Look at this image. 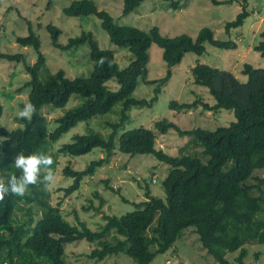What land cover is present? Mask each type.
<instances>
[{
    "label": "trees",
    "instance_id": "16d2710c",
    "mask_svg": "<svg viewBox=\"0 0 264 264\" xmlns=\"http://www.w3.org/2000/svg\"><path fill=\"white\" fill-rule=\"evenodd\" d=\"M143 1L123 0L121 14L128 15ZM164 1H168L172 10H178L184 2ZM241 1V11L224 24L228 34L240 27L249 15L247 0ZM211 2L213 5L223 3L221 0ZM62 13L69 17L94 15L100 19V26L110 42L130 52L129 62L120 68L113 52L101 49L90 31H82L61 44L58 41L60 29L47 24L52 47L65 51L87 44L92 69L88 77L70 78L63 69H58L41 79L46 58L40 51L39 36L28 22V34L16 37V42L32 47L36 59L33 63H24L29 79L18 90L30 88L27 100L36 106L37 112L31 121L18 118L19 127L2 131L0 176L20 174L14 168V158L21 151L52 155L54 169L58 154L80 156L100 148L103 156L92 159L83 169H74L70 164L63 167L64 176L71 178V183L63 188L68 195L80 188L84 177L109 163L115 153L116 131L129 119L130 109L152 105L159 88L171 77V68L185 53L202 55L206 43L220 49H233L237 44L231 38L216 39L207 26L200 28L195 37L187 34L166 37L157 26L143 30L119 25L107 11L98 9L93 0H73L62 8ZM260 36L262 40L253 49L264 56V27ZM152 44L162 49L167 70L161 78L149 80L146 76ZM101 58H105L104 64L99 63ZM0 59L20 62L23 55L0 51ZM190 73L194 84L207 89L214 99L213 104L197 95L192 101L172 100L169 108L176 111L197 107L214 112L231 110L233 121L214 130L182 129L165 118L154 121L153 126L160 133L172 129L179 136L190 138V143L182 145L174 156L155 148V134L143 126L124 131L118 138V151L129 156L151 154L169 166L161 182L165 198L152 195L145 182V201L131 202L133 209L121 215H103L104 223L93 231L81 221L71 224L58 207L50 203V192L41 183L30 186L23 197L7 195L0 201V264H67L65 246L82 239L94 244L88 254L90 258L101 260L123 253L137 264H149L156 255L173 248L188 228L197 234L201 247L216 264H250L244 261L248 253L245 245H264V67L244 63L241 73L246 75L245 81L229 71L201 62L191 66ZM139 78L147 84H157L150 100L133 95ZM111 79L118 85L115 90L106 85ZM72 96L79 99L78 103L56 117L52 129L48 127L43 108H63ZM117 103L121 105L120 116L117 121L108 123L111 131L106 137L87 125L85 133L72 136V141L60 146L56 154L49 152L52 143L78 122L105 115ZM1 113L0 105V116ZM197 147L199 152L194 151ZM256 171L263 176L255 174ZM100 200L97 210L103 202ZM17 212H21L22 218ZM230 253L236 255L229 259Z\"/></svg>",
    "mask_w": 264,
    "mask_h": 264
},
{
    "label": "rangeland",
    "instance_id": "374dc122",
    "mask_svg": "<svg viewBox=\"0 0 264 264\" xmlns=\"http://www.w3.org/2000/svg\"><path fill=\"white\" fill-rule=\"evenodd\" d=\"M71 1L73 0H0V51L23 55L20 62L0 59V105L2 106L0 139L3 130H11L21 125L17 113L30 91L29 87L21 90L18 88L29 79L24 63H33L36 52L32 47H24L16 42V37L28 34V22L35 34L39 36L40 51L46 58V66L40 72L41 79L58 69H63L66 76L70 78L88 77L92 69L87 44L65 51L54 48L50 44L49 33L45 27L47 24H53L60 29L58 41L61 44L82 31H90L101 49H109L113 52L120 68L128 64L130 52L110 42L107 33L100 26V19L94 15L69 17L62 13V8ZM93 1L98 9L107 11L119 25L135 26L143 30L157 26L160 33L166 37L180 34L195 37L200 28L207 26L213 31L216 39L231 38L237 44L233 49H220L206 43L205 52L202 55L185 53L181 61L171 68V77L159 88L157 98L152 105L130 109L129 119L116 131L115 153L109 163L97 168L93 175L84 177L80 188L68 195H65L63 188L71 183V178L64 176L63 167L70 164L74 169H83L92 159L102 157L103 152L100 148H94L80 156L57 155V164L53 169L54 181L46 187L50 192V203L57 206L71 224H78L81 221L95 231L104 223L103 215H121L133 209L131 202L145 201V182L152 195L165 198L161 182L168 173L169 166L151 154L129 156L118 151V138L124 131L140 126L148 128L155 134V148L174 156L182 145L190 143V138L179 136L172 129L166 133H160L154 128V121L165 118L182 129L201 127L214 130L234 120L231 110L222 109L214 112L197 107L187 111H176L169 108V102L192 101L200 95L205 102L213 104L214 99L207 89L192 82L190 67L196 62L229 71L240 81L246 80V75L241 73L244 63L251 64L253 67H264V56L253 49L262 40L260 32L264 27V0H247L246 10L249 15L243 24L232 29L230 34L225 32L224 24L234 19L241 11L243 7L241 0H221L223 3L219 5H213L211 0H184L182 7L178 10L170 9L168 1L144 0L128 15L121 14L123 0ZM166 70V64L162 59V49L152 44L149 48L146 79L161 78ZM106 85L110 90L118 87L114 79L107 81ZM156 86L157 84H147L139 78L133 95L136 98L150 100L155 95ZM78 101L76 96H72L63 108L44 107L42 111L49 122L48 127L52 129L55 125L54 119ZM120 108V103H117L112 111L105 115L94 117L88 122H78L52 143L49 152L56 154L60 146L72 141V136L85 133L87 125L106 137L111 131L108 123L118 120ZM194 151L199 152L198 147ZM255 174L263 176L260 171H256ZM262 188L264 189V184ZM100 199L103 202L97 210ZM17 216L22 218L21 212H17ZM245 246L248 250L244 258L246 263L264 264V245ZM93 247V243L83 239L67 244L65 246L67 264H137L123 253L108 255L101 260L90 258L88 254ZM235 255L236 253H230L227 257L232 259ZM149 264L216 263L201 247L197 234L188 228L175 241L173 248L164 254L156 255Z\"/></svg>",
    "mask_w": 264,
    "mask_h": 264
},
{
    "label": "clouds",
    "instance_id": "9594fccd",
    "mask_svg": "<svg viewBox=\"0 0 264 264\" xmlns=\"http://www.w3.org/2000/svg\"><path fill=\"white\" fill-rule=\"evenodd\" d=\"M99 63L104 64L105 58H101ZM36 112V106L26 99L17 115L21 120L31 121ZM53 164L54 159L48 153L25 154L23 151L19 152L14 158V168L20 174L10 173L6 178L0 176V201H3L7 195L23 197L28 193L30 186H35L38 183L47 187L54 181ZM42 170L44 172L41 179Z\"/></svg>",
    "mask_w": 264,
    "mask_h": 264
}]
</instances>
